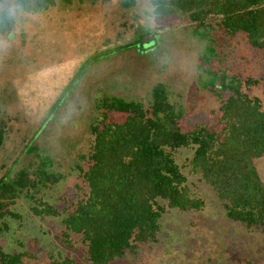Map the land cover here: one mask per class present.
I'll return each mask as SVG.
<instances>
[{"label":"rangeland","instance_id":"obj_1","mask_svg":"<svg viewBox=\"0 0 264 264\" xmlns=\"http://www.w3.org/2000/svg\"><path fill=\"white\" fill-rule=\"evenodd\" d=\"M2 11L15 24L9 34L0 32V110L10 121L0 149V178L34 170L46 159L48 169L65 179L42 199L60 212L87 191L74 167L89 151L88 127L98 118L102 98L148 105L152 88L161 82L170 102L184 112L183 130L214 121L220 101L202 87L208 71L259 80L244 90L263 99L264 50L250 46L243 33L226 35L218 19L210 18L208 30L196 31L185 17L154 16L150 0H57L31 14L14 0H0ZM146 33L153 34V48L141 52L129 45ZM110 119L121 122L124 116L114 112ZM192 153L179 149L174 157L204 208L184 213L165 208L158 243L140 245L137 253L112 264H264L263 229L249 231L226 218L215 193L190 172ZM79 165L86 169V159ZM254 165L264 181V157ZM30 207L21 200L13 208L21 219L3 221L8 230H0V251L26 254L22 264L63 258L89 264L78 236L71 237L70 246L60 240L62 215L41 220Z\"/></svg>","mask_w":264,"mask_h":264},{"label":"trees","instance_id":"obj_2","mask_svg":"<svg viewBox=\"0 0 264 264\" xmlns=\"http://www.w3.org/2000/svg\"><path fill=\"white\" fill-rule=\"evenodd\" d=\"M56 1L14 0V4L31 14L48 10ZM150 6L157 18L185 17L196 31L208 30L210 18L218 19L226 35L243 33L250 46L264 50V0H150ZM14 24L9 12H0V32L9 34ZM153 43V34L146 33L129 45L144 52ZM208 76L202 87L220 101L212 112L216 116L213 123L188 130L180 126L184 112L170 102L161 82L152 88L148 105L102 98L98 118L88 127L89 151L74 167L87 187L84 196L62 212L44 201L43 192L65 176L50 171L42 159L34 170L22 168L0 178V230H8L5 219H21L13 208L28 200L31 215L38 219L63 216L60 240L70 246L71 237L78 236L89 264H112L137 253L140 245L158 243L165 208L180 213L204 208L174 157L179 149H191L190 172L215 193L226 218L249 231L264 232V181L254 165L255 159L264 157V87L260 99L244 90L259 80L217 71H208ZM114 112L122 114L123 121L111 120ZM9 122L0 110V149ZM33 151L34 146L27 154ZM85 159L87 167L82 169L79 164ZM26 257L0 251V264H22ZM52 262L83 264L72 258Z\"/></svg>","mask_w":264,"mask_h":264}]
</instances>
